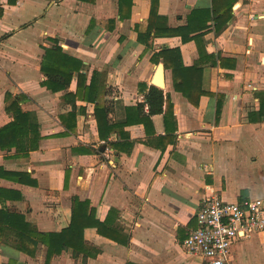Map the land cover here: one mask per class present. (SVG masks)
Segmentation results:
<instances>
[{
  "label": "crops",
  "instance_id": "crops-1",
  "mask_svg": "<svg viewBox=\"0 0 264 264\" xmlns=\"http://www.w3.org/2000/svg\"><path fill=\"white\" fill-rule=\"evenodd\" d=\"M155 1L156 23L190 29L193 17V27H211L187 41L157 37L147 48L139 32ZM212 1L0 0V128L14 119L6 108L13 96L38 131L0 148V210L60 233L79 198L105 232L91 224L80 249L49 256L39 242L31 255L19 249L18 231L1 223L0 264H205L182 245L203 198L264 199V0H235L218 27L204 12ZM57 44L84 62L88 82L102 73L101 121L95 101L73 104L44 85L42 58ZM173 48L184 66L202 69L196 105L157 56ZM159 64L164 87L154 83ZM76 85L74 78L68 91ZM152 85L171 107L142 120L138 104ZM33 140L36 148L23 155ZM229 264H264V231L238 238Z\"/></svg>",
  "mask_w": 264,
  "mask_h": 264
},
{
  "label": "trees",
  "instance_id": "trees-1",
  "mask_svg": "<svg viewBox=\"0 0 264 264\" xmlns=\"http://www.w3.org/2000/svg\"><path fill=\"white\" fill-rule=\"evenodd\" d=\"M234 1L213 0L212 8L204 12L209 14L210 20L215 21L216 26L220 25L223 20V15H225L226 11H230ZM199 12L195 10L193 14L196 15ZM192 18L190 17L189 19L190 29L184 27L170 28L163 22L160 23L158 21L156 23L162 17L158 14L157 2L155 1L151 10L149 24L144 32H139V39L147 48H150L153 46L154 39L157 37L180 36L183 41H187L200 37L205 31L210 29L211 26L207 24L193 27ZM157 56L158 58L162 57L165 68L171 69L175 88L181 91L190 102L195 105L198 104L200 95L204 93L200 89L197 90L198 87L200 88L198 85L201 81L202 69L194 66H184L179 48L161 50ZM85 66L82 60L67 54L58 44L53 48H46L41 63V70L45 76L44 85L53 91L64 90L65 99L71 101L73 104H75L77 99L95 101L96 116L98 121H101L102 116L104 117V113L106 115L108 110L104 102H99L98 100L99 86H104L102 73L94 71L90 82H88V74L84 72ZM74 78L77 80V90L75 93H71L68 91V87ZM7 100L9 101L6 107L7 111L13 115L14 119L0 128L1 149H10L16 144L18 146V136L22 137L26 131H29L28 129H30L33 135H38L37 126L35 124L31 125L29 114L22 111L19 104V97L8 96ZM165 103L166 107H164ZM146 104L149 107L148 112H144ZM170 107L171 102L169 96L165 97L163 89L152 85L146 93L145 103L138 104L137 114L142 116V120L144 117H148L154 113L164 112L167 115ZM36 146L37 143L35 144L33 140V145H29V148L23 155H28L29 150L35 149ZM73 201L71 225L60 233L40 232L34 225L27 223L23 215L10 210H0V224H7L10 228L18 231L17 236L22 243L21 245L19 244V249L31 255L35 254L33 250H36L39 242H46L49 245V256L69 247L78 250L84 244L83 231L85 227L95 224L101 232H105L99 222L91 221L92 213H89L88 201H81L79 198H75ZM7 264H15V261L10 260Z\"/></svg>",
  "mask_w": 264,
  "mask_h": 264
},
{
  "label": "built area",
  "instance_id": "built-area-1",
  "mask_svg": "<svg viewBox=\"0 0 264 264\" xmlns=\"http://www.w3.org/2000/svg\"><path fill=\"white\" fill-rule=\"evenodd\" d=\"M196 219L198 226L183 241L184 251L203 256L205 264H229L238 238L264 231V199L228 202L212 193L203 198Z\"/></svg>",
  "mask_w": 264,
  "mask_h": 264
},
{
  "label": "water",
  "instance_id": "water-1",
  "mask_svg": "<svg viewBox=\"0 0 264 264\" xmlns=\"http://www.w3.org/2000/svg\"><path fill=\"white\" fill-rule=\"evenodd\" d=\"M164 65L159 64L157 68V73L154 77V83L159 87H164L163 79H162V71H163Z\"/></svg>",
  "mask_w": 264,
  "mask_h": 264
}]
</instances>
